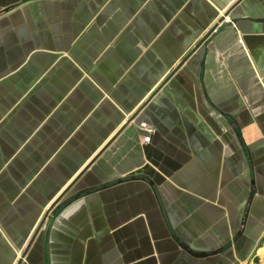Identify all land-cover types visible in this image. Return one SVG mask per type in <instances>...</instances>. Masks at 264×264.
<instances>
[{"label": "crops", "instance_id": "obj_1", "mask_svg": "<svg viewBox=\"0 0 264 264\" xmlns=\"http://www.w3.org/2000/svg\"><path fill=\"white\" fill-rule=\"evenodd\" d=\"M0 264H264V0H0Z\"/></svg>", "mask_w": 264, "mask_h": 264}, {"label": "built area", "instance_id": "obj_2", "mask_svg": "<svg viewBox=\"0 0 264 264\" xmlns=\"http://www.w3.org/2000/svg\"><path fill=\"white\" fill-rule=\"evenodd\" d=\"M142 127L147 131V135L144 136L143 140L148 142L151 138V133L154 131V127L147 125L146 123H142Z\"/></svg>", "mask_w": 264, "mask_h": 264}, {"label": "water", "instance_id": "obj_3", "mask_svg": "<svg viewBox=\"0 0 264 264\" xmlns=\"http://www.w3.org/2000/svg\"><path fill=\"white\" fill-rule=\"evenodd\" d=\"M186 249L190 251V249H189L188 247H187ZM195 254H197V255H205V254H207V253H205V252H200V253H195Z\"/></svg>", "mask_w": 264, "mask_h": 264}]
</instances>
